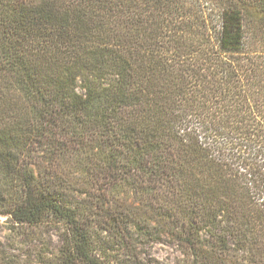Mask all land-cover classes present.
I'll return each mask as SVG.
<instances>
[{
  "label": "trees",
  "instance_id": "16d2710c",
  "mask_svg": "<svg viewBox=\"0 0 264 264\" xmlns=\"http://www.w3.org/2000/svg\"><path fill=\"white\" fill-rule=\"evenodd\" d=\"M0 216L34 264H264V0H0Z\"/></svg>",
  "mask_w": 264,
  "mask_h": 264
},
{
  "label": "rangeland",
  "instance_id": "374dc122",
  "mask_svg": "<svg viewBox=\"0 0 264 264\" xmlns=\"http://www.w3.org/2000/svg\"><path fill=\"white\" fill-rule=\"evenodd\" d=\"M11 225L7 223V217L0 216V252L7 254V256L13 258L14 260H21V264H34L33 260L28 258V253L30 249L21 245L16 241V236L11 231ZM57 237L52 236L51 238L44 236V244L53 242L58 243ZM49 247L54 248V245ZM46 247H43L45 249ZM152 256L161 264H176L178 259L181 258V254L178 252L174 246L169 243H155L151 249ZM24 256V257H22Z\"/></svg>",
  "mask_w": 264,
  "mask_h": 264
}]
</instances>
